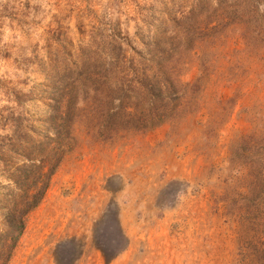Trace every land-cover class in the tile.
<instances>
[{
  "label": "rangeland",
  "instance_id": "374dc122",
  "mask_svg": "<svg viewBox=\"0 0 264 264\" xmlns=\"http://www.w3.org/2000/svg\"><path fill=\"white\" fill-rule=\"evenodd\" d=\"M165 68L162 123L106 126ZM42 162L5 264H264V0H0V225Z\"/></svg>",
  "mask_w": 264,
  "mask_h": 264
},
{
  "label": "trees",
  "instance_id": "16d2710c",
  "mask_svg": "<svg viewBox=\"0 0 264 264\" xmlns=\"http://www.w3.org/2000/svg\"><path fill=\"white\" fill-rule=\"evenodd\" d=\"M161 43L162 42L154 43V49L157 50L160 48ZM135 58V56H132L129 59L124 57V59H121V63L122 65L127 66L128 64H132L130 61H134ZM153 61L159 60L153 59ZM172 63L173 59L166 60L165 57H163L159 62V65L163 68L170 66ZM166 69L167 68L158 71L161 73L162 77V80L160 81L157 79L155 73H153V76H146L144 74H140L139 71L132 69L130 71L132 79H129L126 82L128 92L130 94L134 93L140 95L143 93L144 95L147 94L150 97L152 96V107L148 108L147 111H144V114L141 112L140 115H134L132 114V110H130L129 107L123 106L121 111L123 116L117 121H109L106 126H109L113 132H116L125 129L146 130L148 127H150L147 125L150 120L152 121L151 127L162 123L164 120L162 119L164 118L163 116H167L171 113L172 102L174 100L172 94L174 88L172 86H174L175 83L172 80H166L167 72H169ZM125 75L129 76V71ZM128 102H130L129 99ZM59 144L61 145V143ZM61 146L63 148L62 150H68L70 148L68 143H64ZM55 155L56 159L54 163H51L50 165V174L60 163L64 153L63 151H61V153L59 151L55 153ZM44 164L45 163L42 162L37 166H23L20 167L19 171H16L17 174L15 175L12 184L13 191L16 190L19 194H14V198L16 199L15 203H13L11 205L12 207L7 210L6 214L4 215V222L0 225V264H5L10 259L16 243L18 242L24 230L27 215L39 205L43 198L45 188H39L38 185L40 184L41 180L46 178L44 168L47 166V164ZM259 245L264 247V242L260 243ZM99 250L104 258H107L105 252L101 248ZM259 252L264 254V250H260ZM254 256L257 258V253L254 254ZM56 262L57 264H62L57 258Z\"/></svg>",
  "mask_w": 264,
  "mask_h": 264
},
{
  "label": "clouds",
  "instance_id": "9594fccd",
  "mask_svg": "<svg viewBox=\"0 0 264 264\" xmlns=\"http://www.w3.org/2000/svg\"><path fill=\"white\" fill-rule=\"evenodd\" d=\"M5 65L11 63L10 61H4L3 62ZM8 72L7 78L11 79L13 81H17V80H23L25 78V73L22 71H19L17 69H15L14 67L12 69H5Z\"/></svg>",
  "mask_w": 264,
  "mask_h": 264
}]
</instances>
